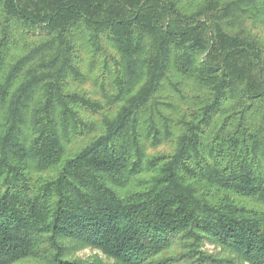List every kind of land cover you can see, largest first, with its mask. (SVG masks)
Returning a JSON list of instances; mask_svg holds the SVG:
<instances>
[{
    "label": "trees",
    "instance_id": "1",
    "mask_svg": "<svg viewBox=\"0 0 264 264\" xmlns=\"http://www.w3.org/2000/svg\"><path fill=\"white\" fill-rule=\"evenodd\" d=\"M205 240L264 264V0H0V264Z\"/></svg>",
    "mask_w": 264,
    "mask_h": 264
},
{
    "label": "rangeland",
    "instance_id": "2",
    "mask_svg": "<svg viewBox=\"0 0 264 264\" xmlns=\"http://www.w3.org/2000/svg\"><path fill=\"white\" fill-rule=\"evenodd\" d=\"M200 248L203 253V258L199 261V264H241L236 258L231 256L229 251L224 250L218 243L213 241L205 240ZM71 255L82 259L94 256L104 258L99 250L87 246H74L71 248ZM206 255L216 260L206 258Z\"/></svg>",
    "mask_w": 264,
    "mask_h": 264
}]
</instances>
